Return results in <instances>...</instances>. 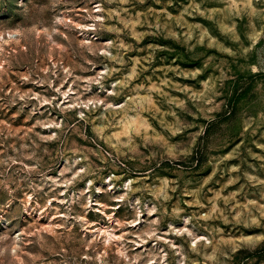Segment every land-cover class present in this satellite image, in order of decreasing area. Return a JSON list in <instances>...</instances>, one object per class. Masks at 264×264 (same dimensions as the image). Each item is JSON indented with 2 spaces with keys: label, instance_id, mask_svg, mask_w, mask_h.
<instances>
[{
  "label": "rangeland",
  "instance_id": "1",
  "mask_svg": "<svg viewBox=\"0 0 264 264\" xmlns=\"http://www.w3.org/2000/svg\"><path fill=\"white\" fill-rule=\"evenodd\" d=\"M0 264H264V0H0Z\"/></svg>",
  "mask_w": 264,
  "mask_h": 264
},
{
  "label": "bare ground",
  "instance_id": "2",
  "mask_svg": "<svg viewBox=\"0 0 264 264\" xmlns=\"http://www.w3.org/2000/svg\"><path fill=\"white\" fill-rule=\"evenodd\" d=\"M105 237L107 238V239H109V238H112L113 237V235L111 234V233H105ZM104 237V238H105ZM115 238V237H114ZM117 239V238H116ZM108 241V240H107Z\"/></svg>",
  "mask_w": 264,
  "mask_h": 264
}]
</instances>
